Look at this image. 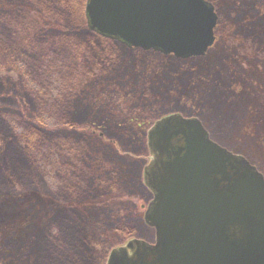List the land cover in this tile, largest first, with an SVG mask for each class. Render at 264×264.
Segmentation results:
<instances>
[{
    "label": "rangeland",
    "instance_id": "obj_1",
    "mask_svg": "<svg viewBox=\"0 0 264 264\" xmlns=\"http://www.w3.org/2000/svg\"><path fill=\"white\" fill-rule=\"evenodd\" d=\"M83 1L0 0V66L16 69L27 56L30 69L26 80L0 75V122L8 134L0 135V264H107L130 240L155 241L144 220L141 177L150 160L148 128L123 123L129 113L152 123L177 111L196 116L215 142L264 176V0H210L218 39L206 56L108 46L115 52L109 65L84 41ZM122 92L126 98L115 104ZM23 109L44 113L51 124L94 120L86 132L99 134L74 135L80 143L71 145L65 131L53 129L42 146L48 154L24 158L30 128ZM96 218L107 222L85 225L88 240L81 226Z\"/></svg>",
    "mask_w": 264,
    "mask_h": 264
},
{
    "label": "water",
    "instance_id": "obj_2",
    "mask_svg": "<svg viewBox=\"0 0 264 264\" xmlns=\"http://www.w3.org/2000/svg\"><path fill=\"white\" fill-rule=\"evenodd\" d=\"M90 30L126 46L187 59L214 43L208 0H87ZM145 213L154 243L133 239L107 264H264V176L210 138L195 117L170 114L148 131Z\"/></svg>",
    "mask_w": 264,
    "mask_h": 264
},
{
    "label": "trees",
    "instance_id": "obj_3",
    "mask_svg": "<svg viewBox=\"0 0 264 264\" xmlns=\"http://www.w3.org/2000/svg\"><path fill=\"white\" fill-rule=\"evenodd\" d=\"M85 1H83V3L81 2V4H79V12H81V16H82V20L84 21V23L86 24L85 21V16H84V5H85ZM58 5H62L60 2H55ZM38 17V14H37ZM79 17V16H78ZM76 37L77 33H71ZM69 36V35H67ZM74 38V37H71ZM84 41L85 43L87 42V46L91 48H89L90 52L92 55H94V57H96L97 61L99 60V62H105L109 65V63L114 62V55L115 52L112 51V53H110L111 51H108L106 47L108 46H112V47H119L121 48L122 45L120 43H117L116 41L107 39V38H103L100 35H96V33L91 32L89 30H87V26H86V37H84ZM103 45H105V47H103ZM97 47V48H96ZM153 54H159V53H154ZM161 55V54H160ZM21 61L19 63H17V67L16 69H13L12 67L10 68H2L0 66V75H4L6 76V78H8L9 80L12 79V77L14 76H18V78H20L21 80H26L27 77L30 76V69H29V60L27 58V56H24L22 59H20ZM16 63V62H15ZM113 66V65H111ZM111 69V67H107V69L104 68L105 71H109ZM1 79V78H0ZM33 82L30 83V85ZM8 92V91H7ZM9 93V92H8ZM19 95H22V93L18 92ZM126 94H124L122 92V94H119L118 96H114L115 98L114 103L115 104H119L122 100V98H126ZM27 107V105L25 106V108ZM118 108H120V105H118ZM123 109V108H120ZM10 110H13V108H10ZM25 110V114H26V109ZM19 113L24 114L21 110L18 111ZM27 115V126L28 128H30V130L26 133L24 132L23 134L25 135L24 137V145L21 147L20 150V154H22V156L24 158H35L37 157V154L40 153H44V154H48V152L46 151V147L43 149L42 146L44 145V143L46 142V138H47V134L48 132L53 129H61V131H65L67 133V137H68V143H70L71 145H74L75 142H77L74 138H72L74 135L79 136V138L81 139H86V137H95L96 134H99L96 132V134H94V132L92 131L89 135L87 134L86 131H91L94 130L95 126H94V120L91 121H76V120H69L68 122H63L60 124H51L49 118L44 114V113H39L36 116L35 115ZM25 116V115H24ZM12 117V115L9 116V118ZM14 119V117H12ZM146 117H143V115H141V113H129L124 119H123V123L124 122H129L130 126H137L142 127L144 126V128H148L149 127V123H152V121H147L145 122ZM11 120V119H10ZM3 122H0V135L2 137H6L8 134L6 133V129L7 127H3ZM130 126H125L126 129H131L132 127ZM102 129V127H101ZM105 130V129H104ZM133 130V129H132ZM87 135V136H86ZM138 137L140 136V134H138ZM10 137V135H9ZM11 138V137H10ZM74 143V144H73ZM80 143V142H77ZM19 154V155H20ZM53 154V152H52ZM85 156V155H84ZM89 156V155H87ZM85 157H82V161L86 164H88V162L86 161V159H84ZM88 158V157H87ZM101 178V177H100ZM102 186V183L101 185ZM94 188V187H93ZM50 199V198H49ZM93 202V199L91 201V203ZM95 202V201H94ZM98 202V201H96ZM104 203V202H102ZM71 205V203H69ZM80 204H82V208L85 207L86 204H89L88 202H84V203H74L72 205H74V207L79 206ZM110 202H105L104 205L102 206H110ZM115 210V209H114ZM111 218V217H109ZM107 221L106 220H102L100 218H96V219H92L91 221H86V223L81 226L82 230H81V234L83 237H87V239L89 238V232L86 231V227H90L89 230H94L96 229L99 225L105 224ZM85 225H87L85 227ZM89 240V239H88Z\"/></svg>",
    "mask_w": 264,
    "mask_h": 264
},
{
    "label": "flooded vegetation",
    "instance_id": "obj_4",
    "mask_svg": "<svg viewBox=\"0 0 264 264\" xmlns=\"http://www.w3.org/2000/svg\"><path fill=\"white\" fill-rule=\"evenodd\" d=\"M254 1H261V0H254ZM215 6V5H214ZM215 12H216V14H217V16H218V18H217V24H216V27L214 28V36H215V39H214V43L211 45V47L209 48V50L207 51V53L205 54V55H203V56H206L207 54H208V52L213 48V46L216 44V42H217V40L216 39H218V36H217V34H216V29H217V26H218V22H219V15H218V12H217V8H216V6H215ZM248 99V98H247ZM148 145V144H147ZM146 145V146H147ZM147 148H148V153H149V157H150V160L147 162V165H145V168L146 167H152L153 166V163H154V158H155V156L151 153V150H150V148L147 146ZM141 177H142V174H141ZM145 187H146V189H147V191H148V196H146V199L145 200H148V205L154 200V197H155V192H154V190L151 188V187H149V186H146L145 185ZM151 227V226H150Z\"/></svg>",
    "mask_w": 264,
    "mask_h": 264
}]
</instances>
